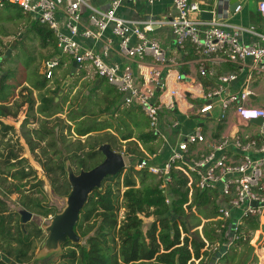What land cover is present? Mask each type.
Instances as JSON below:
<instances>
[{
	"label": "built area",
	"instance_id": "1",
	"mask_svg": "<svg viewBox=\"0 0 264 264\" xmlns=\"http://www.w3.org/2000/svg\"><path fill=\"white\" fill-rule=\"evenodd\" d=\"M95 1L0 0V8L12 4L53 32L60 52L43 64L41 74L48 80L66 56L77 64L76 73L93 75L114 88L124 108L142 111L160 144L151 158L160 163L141 161L136 170L159 177L163 189L172 182V173L180 174L187 180L190 198L194 190L215 193L219 220L231 222L236 241L243 218H255L261 226L264 108L253 107L251 101L255 80L264 77V31L231 26L214 13L211 20H203L202 14L209 11L191 0H169L173 16L144 21L123 18L119 10L125 4L154 6L163 0H109L106 8L96 7ZM240 10L239 6L236 12ZM258 12L264 19V0ZM160 28L170 30L176 51L195 55L200 78L215 80V85L195 83L180 72L184 64L153 36ZM245 34L255 38L254 43L242 42ZM112 55L118 61H111ZM132 64L141 68V80ZM225 64L235 70L219 74L218 68ZM234 84L239 86L233 88ZM194 119L197 123L187 124L184 131V122ZM259 119L262 124L253 125ZM214 125L225 128L217 139L212 135ZM233 211L239 212L237 218Z\"/></svg>",
	"mask_w": 264,
	"mask_h": 264
},
{
	"label": "trees",
	"instance_id": "2",
	"mask_svg": "<svg viewBox=\"0 0 264 264\" xmlns=\"http://www.w3.org/2000/svg\"><path fill=\"white\" fill-rule=\"evenodd\" d=\"M5 7L16 6L6 4ZM26 17L30 20L18 8L15 15L9 19ZM31 22V30L36 32L42 47L54 50L47 61L56 58L57 43L53 32L32 20ZM29 62L28 60L26 66H30ZM25 83L27 86H24ZM49 83L50 80L37 69L26 72L16 79L9 75L0 78V190L4 196L0 197V264H29L34 255L35 240H39L44 232L33 222L23 227L20 215L9 212L5 197L17 195L22 209L40 218L54 217L59 213L45 201L43 182L36 177V172L23 158L19 138L15 142L9 138L15 129L5 125L3 119L17 118L21 109L27 106L26 118L20 126V131L21 137L31 151L41 150L46 155V152L51 150L54 151L55 157H61L63 154L58 148V143L64 145L66 159L56 162L55 159L49 158L43 169L49 177L59 173L64 178L52 182L55 193L65 198L71 192L67 163H70L75 172L88 171L103 161V155L98 151L101 146L109 144L115 151L111 136L92 137V134L114 128V123L108 119L111 111L117 117L122 139L128 142L135 138V142L130 141L129 146L141 143L147 148L159 143L158 137L151 132L148 123L144 132L134 135L130 124L133 123L135 130L138 129L137 121L133 119L137 115V110L134 109L137 108L131 110L124 108L122 96L115 89L102 90L99 85L92 92L95 99L91 101V97L88 104L79 109L78 114L70 117L69 122L74 123L75 142H69L68 136L56 138L55 130L48 127V124L52 121L50 118L61 114L56 112L58 104L54 97L59 90L51 91ZM21 87L17 95L16 92ZM34 92L38 93L40 102L38 113L43 120L37 123L38 127L30 128L28 127L31 124L30 117L34 116L32 114L35 113L37 105ZM89 116L102 117L103 121H88L86 117ZM65 128L69 130V137H72L71 126L67 125ZM83 139L85 140L82 143ZM150 147L149 154H155L156 150ZM131 152L137 153L136 150ZM137 154L140 155V162L146 160L142 153ZM55 181L60 183L59 186ZM161 186L162 181L146 170L136 171L130 168L116 176L107 177L102 188L94 190L89 196L80 214L75 227V232L81 239L80 243L65 242L58 258L51 264H196V261L203 264L204 259L207 261L210 259L209 264L219 262L240 264L244 252L234 254V246L237 244H232L233 247L229 248L225 257L217 262L216 256L222 249L212 253L206 248L207 243L209 246L214 245L217 240L206 226L203 227L204 240L198 233L193 234L194 237L188 236L185 222L187 209L212 206L211 216L219 218L215 193L194 190L190 198L187 180L178 173H172V182L167 186L168 191ZM121 210H124L122 216ZM142 217L154 219L146 233L143 231ZM222 222L219 224L220 228L224 227ZM225 223V228L231 230V222L227 220ZM199 226L200 222L196 227ZM257 228L258 220L251 217L243 218L239 231L247 233L246 239L243 241L240 237L235 242L241 241L243 247L247 248L248 231ZM182 232L186 235L183 239ZM46 261L48 262L47 259L43 260Z\"/></svg>",
	"mask_w": 264,
	"mask_h": 264
},
{
	"label": "rangeland",
	"instance_id": "3",
	"mask_svg": "<svg viewBox=\"0 0 264 264\" xmlns=\"http://www.w3.org/2000/svg\"><path fill=\"white\" fill-rule=\"evenodd\" d=\"M18 11L17 7H4L0 8V78L4 75H9L12 78H19L21 75L25 74L29 71H34L35 69L39 70L41 73L43 71V64L47 61L49 57L52 56L54 50L50 47L43 48L41 45L40 39L36 36V32L31 30V18L30 20L26 18H14L10 20L12 16ZM158 35L157 33L153 34ZM155 37V36H154ZM162 45V44H161ZM60 51H57L59 55ZM30 61V66H26V63ZM62 65L55 70V77L50 80L49 87L50 90H59L57 94L54 95L55 102L58 104V108L56 112H61V114H56L54 117L50 118L52 121L49 122L48 127L53 128L55 130L56 138L60 136H68V140L71 143H74L76 140V135L74 134V123L69 122L70 117L73 114H78L79 109L84 108L89 102V99L92 97L93 101L95 94L92 92L97 87V79L92 76H87V74L76 73L71 74L70 65H63L65 62H71L72 60L69 57L62 56ZM69 62V63H70ZM24 86H27L25 83ZM100 88L102 90L106 88H112L105 81L100 82ZM22 87L17 90V95L21 91ZM114 89V88H113ZM50 91V93H51ZM100 96V94H97ZM19 98V97H17ZM34 98L37 100V105L35 106V113L32 114L34 116L30 117V128H36L39 125V122H42L43 117L38 113V108L40 105L38 93L34 92ZM22 100V98L20 99ZM259 103L264 104V97H261ZM91 105V104H90ZM137 110V115L133 118L137 121L138 129L135 130L133 123L130 124L131 129H133V134L136 133L141 134L145 131L147 127V119L142 113L140 109ZM27 114V106L22 108L19 116L15 119L6 118L3 119V123L5 125L11 126L15 129V132L11 133L9 138L13 139V142L17 138H19L20 144L22 146V155L25 158L31 168L36 172V177L43 182V190H44V199L47 202L48 206L61 212L65 206V197L59 196L55 193V189L53 188V180H63L64 178L60 176L59 173H55L56 175H52L53 177H49L47 173L43 169V165L48 161L49 158H53L56 162L60 160H65L67 154L63 151L64 145L58 143L59 150L62 152V156H54V151L48 150L45 153L41 152V150L31 151L30 147L27 145L25 140L21 137L20 126L22 122L25 120ZM88 121L97 120V122H102L103 118L101 117H86ZM108 119L114 123V128L111 130H103L99 133L92 134V137L95 136H111L113 140V145L116 153L121 154L124 157L126 163V170L133 168L135 169L137 164L140 162V155L137 153H142L146 160L151 165H158L160 163L159 160L152 159V155L149 154L148 148L145 147L141 143L133 144L129 146V142H135V138L126 142L122 139V131H120V126L117 121V117L111 111L108 115ZM36 123V124H33ZM38 123V124H37ZM69 125L72 129V137H69V130L65 127ZM133 135V136H134ZM138 136V135H137ZM135 137V136H134ZM85 139L82 140V143ZM92 141V140H91ZM44 146V145H42ZM156 151L160 150V144L154 145L150 147ZM136 150V154H132L131 151ZM163 156H161L162 159ZM61 158V159H60ZM160 159V160H161ZM136 170V169H135ZM138 171V170H136ZM78 173L79 170H76ZM160 180L159 177H157ZM57 186L60 183L55 181ZM3 188V187H1ZM5 189V188H4ZM169 187L165 190L168 191ZM2 191L0 190V197L2 196ZM7 202L9 212L10 213H18L20 211H24L22 207L18 203V196L13 195L11 197H5L4 199ZM170 202V201H169ZM213 212L212 206H207L203 208H192L191 210L187 209L185 218L186 227L188 230V236L194 237L193 234L198 233L199 236L204 240L203 237V227L206 226L207 230L212 232V234L216 237V243L214 245H210L207 243L206 248H208L209 252H215L218 249H222L223 247L232 248L233 244H237L234 246V254H241L244 252V256L240 260V264H264V235L258 234L255 238V231H248L249 235L247 236L249 239V246L247 248L243 247V244L240 242H235L233 234L226 226V221L222 222L219 220L218 216H211ZM238 211H233L232 215L234 218H237ZM121 216L124 215V210L120 212ZM33 223L37 226L39 225L42 229H45L49 224L53 216L48 218H40L36 217L33 214ZM209 218V219H208ZM143 231L146 233L152 223L154 222L153 218H143ZM201 223V226L196 227L198 223ZM220 222V223H218ZM224 225V227L220 228L219 224ZM260 229V228H259ZM264 233V228L262 230ZM245 232L240 233V237L242 240L246 239ZM182 239L186 236L182 232ZM47 239V234L43 232L42 237L39 240H35L34 243V255L33 259L29 264H51L57 258L60 252L54 253H46L44 251L45 240ZM252 242V243H251ZM222 254L224 251H220ZM48 260V262H43V260ZM212 259V258H211ZM229 260V259H228ZM211 260L207 261L204 259L203 264H209ZM219 264V263H218ZM222 264V263H220Z\"/></svg>",
	"mask_w": 264,
	"mask_h": 264
},
{
	"label": "crops",
	"instance_id": "4",
	"mask_svg": "<svg viewBox=\"0 0 264 264\" xmlns=\"http://www.w3.org/2000/svg\"><path fill=\"white\" fill-rule=\"evenodd\" d=\"M192 2L198 3L203 10H207L209 12H213L215 17L217 19H222L226 23H228L231 26L234 27H255L258 32H263L264 31V19L261 17L260 13L258 12V4L262 0H244L240 7L241 10L239 12H227L225 8L218 13L217 11V0H191ZM96 7H103L106 8L109 4V0H98L93 3ZM121 17L131 19V20H136V21H144L148 20L150 18H157V19H165V18H170L171 16L174 15V9L172 7V4L169 0H163L161 2L156 3L154 6H148L144 2H138L136 4L130 5V4H125L121 7L118 13ZM155 34L157 33L158 35H154L155 38L162 44L163 48H166L170 52V56H176L178 59L184 64L179 70L181 73L188 75L191 77L193 82H201L205 86L206 85H215L214 83L216 82L215 80H204L200 78L198 74V64L196 62V57L195 55L187 51L186 54L180 53L176 51L173 48V37L171 35V32L168 28H160L156 29ZM153 33V34H154ZM255 38L251 37L250 35H243L242 36V42L246 44H251L254 43ZM111 61H118V58L115 55H112L110 58ZM70 62V61H69ZM65 62L63 65H70V71L72 69V64L73 62L71 61ZM62 65V63H61ZM60 65V66H61ZM132 68L136 76L139 78V80L142 79V70L139 68L137 64H132ZM235 67L230 64H225L222 65L218 68L219 74L221 73H227V72H232L234 71ZM76 72V71H75ZM100 80L97 79V85H100ZM172 85V84H171ZM239 85L234 84L233 88H237ZM255 95L252 97L251 105L253 107L257 108H264L263 103H259V100L261 97H264V77L257 78L253 84ZM133 109V108H132ZM131 110V109H128ZM171 117V116H169ZM186 118L181 117L182 121H185ZM230 119L231 121L235 122L236 116L232 112L230 114ZM184 122L185 128L184 131H186L188 125L193 126L194 124L197 123V120H186ZM188 124V125H187ZM257 125V124H253ZM250 131L251 129L254 130V128H249ZM225 130L224 125H214L213 127V132L212 135L215 139L220 137L221 132ZM208 149L211 148V144H207ZM166 155V154H165ZM260 228V229H259ZM264 228V220L263 224L261 226H258V228L255 231V238L256 235L264 233L262 232ZM253 231V232H254ZM225 253V252H224ZM218 262V261H217ZM221 262H219L220 264ZM196 264H199L198 261H196ZM218 264V263H217Z\"/></svg>",
	"mask_w": 264,
	"mask_h": 264
},
{
	"label": "water",
	"instance_id": "5",
	"mask_svg": "<svg viewBox=\"0 0 264 264\" xmlns=\"http://www.w3.org/2000/svg\"><path fill=\"white\" fill-rule=\"evenodd\" d=\"M244 0H217V11L220 13L223 8L227 12H234ZM213 12L203 13V20H211ZM77 64H72L71 74H75ZM257 125L262 124V120L253 121ZM103 155V161L91 170H81L78 174L70 163H67V176L71 185V192L65 199V208L56 214L50 221V224L43 229L47 234L44 251L46 253L61 252L65 242L80 243V237L75 232V227L79 222L80 214L94 190H100L107 177L116 176L126 169L124 157L112 150L109 144H105L98 149ZM21 222L23 227L33 220V214L27 211H21ZM229 249L223 247L225 253L217 254V261L225 257ZM1 261V254H0ZM15 264V263H11Z\"/></svg>",
	"mask_w": 264,
	"mask_h": 264
},
{
	"label": "flooded vegetation",
	"instance_id": "6",
	"mask_svg": "<svg viewBox=\"0 0 264 264\" xmlns=\"http://www.w3.org/2000/svg\"><path fill=\"white\" fill-rule=\"evenodd\" d=\"M25 211V210H24ZM21 212V211H20ZM20 212H18V214L20 215ZM34 216V215H33ZM36 216V215H35ZM20 217H21V215H20ZM36 217H38V216H36ZM53 218V217H52ZM34 220H32V221H30L29 223H32ZM39 226V225H38ZM40 227V226H39Z\"/></svg>",
	"mask_w": 264,
	"mask_h": 264
}]
</instances>
